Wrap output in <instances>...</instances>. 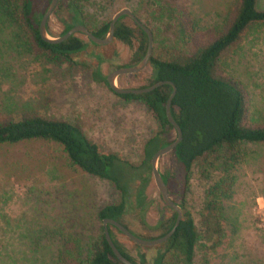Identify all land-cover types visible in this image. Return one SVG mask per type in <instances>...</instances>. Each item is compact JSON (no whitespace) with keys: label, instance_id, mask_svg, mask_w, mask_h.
<instances>
[{"label":"rangeland","instance_id":"obj_1","mask_svg":"<svg viewBox=\"0 0 264 264\" xmlns=\"http://www.w3.org/2000/svg\"><path fill=\"white\" fill-rule=\"evenodd\" d=\"M66 3V0H63ZM143 0H83L81 8L96 24L109 21L122 8L138 12ZM194 26L190 37L208 36L218 30L233 0H173ZM47 0H41V7ZM65 6V5H64ZM264 10V0H258ZM67 19L66 10L59 12ZM132 24L130 17L123 18ZM63 24L57 15L47 20L49 37H58ZM85 41L83 34L77 33ZM154 41V40H153ZM181 39L167 41L166 47ZM156 43L153 47L156 49ZM183 45V44H182ZM159 46V45H158ZM162 46V45H160ZM95 55L103 60L97 61ZM76 64H55L41 54L17 46L0 56V113L36 111L48 117L63 118L81 126L86 136L103 151L132 161L141 157L143 143L158 128L146 106L114 93L103 80L92 76L98 66L103 77L119 67L132 64L130 49L116 39L109 44L88 43L74 57ZM149 68L122 74L115 83L121 88L147 84ZM224 73L241 82L248 94L247 123L264 119V25L250 28L224 56ZM171 138L175 137L172 132ZM242 154L231 169L232 194L223 202L225 238L215 249L199 239L192 264H264V144L242 143ZM157 168L177 183L172 153L160 156ZM223 175L215 170L208 179L193 167L185 207L192 213L200 231L199 211L205 188ZM144 190L150 201L145 212L127 211L122 221L136 236L154 239L161 233L154 227L158 219L171 215L154 184L152 174ZM178 201L179 194L173 192ZM119 200L108 180L91 176L72 166L62 147L53 141L31 140L0 145V264H59L64 243L74 248L79 241L85 257L91 241L102 232L98 211ZM143 220V222H142ZM114 238L134 259L138 254L154 256L156 246H136L111 228ZM78 249V248H77ZM79 250V249H78ZM164 264H183L169 253Z\"/></svg>","mask_w":264,"mask_h":264},{"label":"trees","instance_id":"obj_2","mask_svg":"<svg viewBox=\"0 0 264 264\" xmlns=\"http://www.w3.org/2000/svg\"><path fill=\"white\" fill-rule=\"evenodd\" d=\"M50 1L41 7V0H0V56L4 51L19 46L29 51L37 49L58 65L77 63L74 57L85 51L88 43H94L88 39L85 41L78 34L59 43L43 41L39 23ZM81 1L66 0L64 3L58 0L52 13L63 24L60 35L74 25L83 24L95 36L105 37L110 20L96 24L87 19ZM62 10L68 13L67 19L59 15ZM134 14L151 30L157 44L147 66L150 69L147 84L138 88L162 80L171 81L176 86L170 111L182 131L180 142L171 152L178 182L173 184L167 173H161V176L170 195L173 192L179 194V200H173L182 208L183 214L173 235L156 245L157 252L151 257L140 253L134 259L114 238L111 228L120 231L110 224L108 231L121 254L135 264H164L169 253L182 258L183 264H192L199 239L207 242L208 248L213 250L225 238L223 202L232 194L235 178L231 169L242 158L238 148L242 143L264 144V119L261 123L246 122L249 111L247 91L240 81L224 73L225 54L250 28L264 25V10L259 8L258 0H233L222 26L214 33L196 39L189 35L194 26L189 25L186 13L173 0H143ZM124 17L117 20L113 39L130 49L131 65H134L145 55L148 39L132 19V24H128L123 21ZM176 39H181L183 45L176 42L169 47L163 45ZM95 57L97 61L103 60L99 55ZM92 76L107 84L98 66L93 68ZM171 91L172 86L165 84L144 94L119 95L126 100L142 102L158 124L155 133L143 143L138 161L101 150L78 124L36 111H22L18 117L14 111L0 113V145L31 140L59 144L72 166L112 183L119 193V200L102 207L97 216L101 222L110 218L127 228L122 221L124 214L138 211L142 215L150 202L145 199L144 190L151 177V157L176 137L174 127L165 115V103ZM172 132L175 133L174 138L170 137ZM193 167L205 179L215 170L223 172L204 190L199 211L200 231L192 213L185 207ZM171 211V215L158 219L154 225L161 230L158 237L173 227L177 214ZM73 242L74 248L64 243L58 254L59 264H123L112 253L103 226L101 234L91 241L85 257H82L79 241ZM2 253L1 248L0 256Z\"/></svg>","mask_w":264,"mask_h":264},{"label":"water","instance_id":"obj_3","mask_svg":"<svg viewBox=\"0 0 264 264\" xmlns=\"http://www.w3.org/2000/svg\"><path fill=\"white\" fill-rule=\"evenodd\" d=\"M57 3H58V0H51L47 9L43 13L41 20H40L39 34H40V37L43 41H46L49 43H59L61 41L66 40L67 38H69L72 35L80 33V34H83L86 39L90 40L94 44L106 45L112 41L115 24H116L117 20L122 16L130 17L146 33L148 43H147V49H146V52H145V55L143 56V58L138 63H136L134 65H130V66H126V67H119V68L113 69L112 71H110L106 75L107 84H108L109 88L114 93H116L118 95H122V94L139 95V94L148 93V92H150V91H152V90H154V89H156L162 85H165V84H169L172 86V91H171V93H170V95H169V97L165 103V115H166V118L169 121V123L174 127V130L176 132V137L171 143H169L166 146L161 147L160 149H158L153 154V156L151 157V160H150V166H151V174H152L154 184H155V186L159 192V195H160L163 203L167 207H169L171 210L175 211L177 214L173 227L171 228L170 231H168L163 236H160V237H157L154 239H144V238H140V237L134 235L128 228H126L123 224H121L120 222H118L114 219H110V218L102 219L104 236H105V239H106L108 245L110 246V248L112 250V253L123 264H135L132 261L125 258L121 254V252L117 249V247L115 246V244L113 243V241L110 237V234L108 231V224L116 227L121 233H123L125 235V237H127L129 240H131L132 242H134L137 245H140V246H156V245H159L161 243H164L173 235V233L175 232V230H176V228H177V226H178V224L182 218L183 210L170 197L168 188H167V186H166V184H165V182L161 176L159 169L157 168V162H158V159L160 158V156L172 152L182 138L181 128L179 127L177 122L172 117V114L170 111L172 99L176 93V86L173 82L168 81V80L158 81V82H156L150 86L144 87V88H121L115 83L116 78L119 75L133 74V73H138V72L144 70L148 66L149 59H150L152 52H153V44H154L153 34H152L151 30L148 27H146L135 16V14L132 12V10H130L129 8H122L119 11H117L113 15V17L111 18V20L109 22L108 33L105 37H102V38L97 37L85 25L77 24V25L72 26L63 35L52 38V37L48 36L49 34L47 33L46 25H47V20H48L49 16L52 14L53 10L55 9Z\"/></svg>","mask_w":264,"mask_h":264},{"label":"flooded vegetation","instance_id":"obj_4","mask_svg":"<svg viewBox=\"0 0 264 264\" xmlns=\"http://www.w3.org/2000/svg\"><path fill=\"white\" fill-rule=\"evenodd\" d=\"M160 173H161V172H160ZM169 195H170V193H169ZM170 197H171V195H170ZM171 198H172V197H171ZM173 201H174V200H173ZM174 202H175V201H174ZM182 214H183V213H182ZM176 216H177V215H176ZM159 219H160V220H163V216H161ZM175 220H176V219H175ZM156 223H157V222H156ZM156 223H155V224H156ZM155 224H154V225H155ZM160 231H161V230H160ZM156 238H157V237H156Z\"/></svg>","mask_w":264,"mask_h":264}]
</instances>
